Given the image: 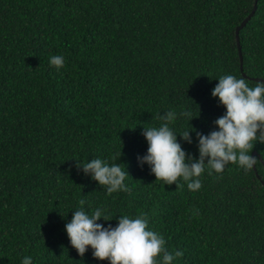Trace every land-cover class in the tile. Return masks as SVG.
<instances>
[{
    "label": "trees",
    "instance_id": "1",
    "mask_svg": "<svg viewBox=\"0 0 264 264\" xmlns=\"http://www.w3.org/2000/svg\"><path fill=\"white\" fill-rule=\"evenodd\" d=\"M254 2L0 0V264H111L91 246L83 257L72 247L65 226L81 208L104 211L105 227L144 216L172 264H264V143L253 141L247 173L229 163L209 174L206 164L195 192L183 178L179 187L156 181L138 160L144 127H160L168 111L198 159L196 132L192 143L179 134L218 130L219 78L250 87L264 78V0L240 30L243 66L236 39ZM95 158L128 172L129 191L109 195L77 168Z\"/></svg>",
    "mask_w": 264,
    "mask_h": 264
},
{
    "label": "clouds",
    "instance_id": "2",
    "mask_svg": "<svg viewBox=\"0 0 264 264\" xmlns=\"http://www.w3.org/2000/svg\"><path fill=\"white\" fill-rule=\"evenodd\" d=\"M50 64L58 70L64 66V58L52 56ZM213 97H218L220 104L226 108V113L214 123L218 130L205 135L193 126L179 134L183 140L192 143L191 131L198 138L199 158L189 155L177 140V134L169 127L176 121L177 113L168 111L161 115L164 123L160 127H144L143 135L148 142L147 154L138 157L141 166L147 163L156 181L172 185L183 178L188 182V189L198 191L202 187L200 176L205 171V165L216 173H222L229 163L238 164L246 173L257 164V158L251 155L253 141L264 143V81H257L254 87L243 78L225 75L219 78L212 91ZM181 116L194 118L190 112H182ZM122 155L117 153L112 157L116 160ZM77 168L83 170L92 179L106 188L111 195L118 191H129L124 183L126 173L119 164L109 165L106 161L95 158L81 164ZM80 205L85 201L81 199ZM103 217L110 221L104 211L97 208L91 215L83 208L75 210L72 219L66 224V232L72 247L81 257L89 246L93 256L99 260H109L111 264H161L158 259L162 255V264H172L173 254L165 248V239L154 231L147 230L148 222L144 216L131 218L123 215L118 218V225L109 224L105 227L98 221ZM182 251H176L175 257H182ZM23 264H32L31 257H25Z\"/></svg>",
    "mask_w": 264,
    "mask_h": 264
},
{
    "label": "water",
    "instance_id": "3",
    "mask_svg": "<svg viewBox=\"0 0 264 264\" xmlns=\"http://www.w3.org/2000/svg\"><path fill=\"white\" fill-rule=\"evenodd\" d=\"M258 1L259 0H255L252 11L244 18V20L241 22V24L238 25L237 28H236V39H237L238 49H239V53H240L241 66H243V63H242L243 62V57H242V46H241V41H240V30H241V28H243L246 25V23L255 14L256 9H257ZM253 79H255L256 81H264V78H262V77H256V78H253ZM256 153H257V151H254L252 153V155L255 156Z\"/></svg>",
    "mask_w": 264,
    "mask_h": 264
}]
</instances>
